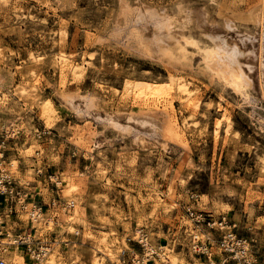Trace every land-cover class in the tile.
Wrapping results in <instances>:
<instances>
[{"label":"rangeland","instance_id":"obj_1","mask_svg":"<svg viewBox=\"0 0 264 264\" xmlns=\"http://www.w3.org/2000/svg\"><path fill=\"white\" fill-rule=\"evenodd\" d=\"M214 44L251 102L208 66ZM0 182L6 240L31 234L42 264H212L230 233L264 264V0H0Z\"/></svg>","mask_w":264,"mask_h":264},{"label":"bare ground","instance_id":"obj_2","mask_svg":"<svg viewBox=\"0 0 264 264\" xmlns=\"http://www.w3.org/2000/svg\"><path fill=\"white\" fill-rule=\"evenodd\" d=\"M127 18V17H126ZM165 25V24H164ZM167 26H168V23H167ZM170 27V26H169ZM161 28V27H160ZM163 28V27H162ZM166 32V31H165ZM133 37L134 38H138L139 42L147 47V48H150L151 47V43L148 41V40H145L142 36H140L139 34L137 33H132ZM162 35V34H161ZM159 36V35H158ZM184 37V36H183ZM158 39L156 40L158 43L160 42L161 43V36L160 38L157 37ZM192 38V37H191ZM193 40V39H192ZM186 41H189L191 43H195L194 41H191L189 38H186ZM162 43H163V40H162ZM161 43V44H162ZM157 44V43H156ZM165 44V43H163ZM182 45V44H181ZM211 45V44H210ZM163 46V45H162ZM176 48V47H175ZM152 49V48H151ZM160 49H163L160 48L159 46V50ZM183 49V48H182ZM149 50V49H148ZM167 50H170V49H167ZM189 50V49H188ZM194 50V49H193ZM150 51V50H149ZM171 51V50H170ZM180 52V50H179ZM183 56L186 57V49H183ZM204 59L205 61L207 62L208 66L214 70L217 75H219L224 81L226 84H228L234 91H236L237 93H239L241 95V97L244 99V100H250L251 102V94H250V91H249V85L250 83L247 81V79L245 78V75L243 74V72L239 69V67H237L235 65V62H233L231 56L227 53V54H224L222 52V50L220 51V49L214 45L212 46H205L204 47ZM168 54V53H167ZM183 59V58H182ZM66 61V59H65ZM70 64V63H69ZM64 66V69L66 67H69V65H66L65 63L63 64ZM70 69V68H69ZM70 71V70H69ZM71 71L74 73V74H78V73H82V65L80 64H74V65H71ZM75 76V75H74ZM80 76V75H79ZM218 77V78H220ZM175 80V79H174ZM173 80V81H174ZM144 86H146V89L147 90H150L151 93H153V91H156V93H160V90H158V87L157 86H160V84H154V83H149V82H144ZM141 86L143 85V83H139L138 85ZM131 85V84H130ZM138 85L136 84L135 88L138 87ZM162 85V84H161ZM165 85V84H163ZM172 85V84H171ZM176 88L178 90V92L180 93L181 95V98L183 99H187V101L189 99H191L193 97V95L195 94L196 92V86H193L191 84V82L189 80H187L186 78H177L176 79ZM134 86V85H133ZM131 86V87H133ZM173 86V85H172ZM157 87V90H154L155 88ZM134 88V89H135ZM140 88V87H139ZM145 89V87H144ZM147 92V91H146ZM136 93V92H135ZM138 93H141V91H139ZM155 93V92H154ZM141 94H144V92H142ZM138 95V94H137ZM150 95V94H149ZM148 95V96H149ZM179 95V96H180ZM163 96V95H162ZM158 98V97H157ZM198 98V97H197ZM196 98V99H197ZM195 99V98H194ZM147 100V99H146ZM161 100V99H160ZM159 101V100H158ZM253 101V100H252ZM195 102V101H194ZM193 102V103H194ZM247 102V101H246ZM190 104V103H188ZM187 104V106H188ZM198 103H195V108H196V105ZM47 105V109L49 112L53 111V109L51 108V105ZM152 108V107H151ZM198 108V107H197ZM46 112V111H45ZM175 121V120H174ZM28 203V202H27ZM30 204V203H28ZM34 205V204H33ZM32 215L36 217L40 216V217H43V213H42V207H38V206H35V210L32 211ZM141 229V228H140ZM231 234V233H230ZM10 236V234H9ZM197 236V235H196ZM15 237V236H14ZM14 237H12V239H14ZM142 242L145 243V245L149 246V250H152L154 249V247L148 242V239L145 237V236H142ZM249 247H252L251 244L248 245ZM43 248V247H42ZM252 249V248H251ZM253 250V249H252ZM43 252H41L40 254H37V253H34V256L39 260L38 261V264H42V261H45V259H47V257L49 256L50 254V250L45 249L43 248L42 249ZM165 254H162V256H164ZM147 256V255H146ZM167 257L168 256H164V258H166L167 260ZM147 257L144 258V262L145 264H147L146 262V259ZM169 258V257H168ZM174 261V260H173ZM22 262V261H21ZM50 263H54L53 259L52 260H49ZM19 264H30V263H26L23 261V263H19ZM94 264H100V261L96 260ZM212 264H223L222 262H219V261H215L213 260V263Z\"/></svg>","mask_w":264,"mask_h":264},{"label":"built area","instance_id":"obj_3","mask_svg":"<svg viewBox=\"0 0 264 264\" xmlns=\"http://www.w3.org/2000/svg\"><path fill=\"white\" fill-rule=\"evenodd\" d=\"M1 183L2 182H0V188H1ZM231 236L233 235L232 234L227 235V239H222L220 242L221 247L224 250V257H222V260H220L219 262H222L223 264H261L259 259L250 252L247 239H241V238L236 239L235 237H231ZM8 237H10L8 230L5 228L3 222H0V264H10L3 254L6 250V247L4 246L8 244H15L19 247L21 246L24 248V251H27L28 253L31 254L34 253L40 254L41 252H43L42 251L43 248L47 249V247H44L40 241L34 239V237H32L31 234L29 233L18 234L14 239L6 240ZM200 248L201 249H196V250H202L205 248V246L201 245ZM145 250L146 249L144 248L142 255H140L142 259L141 262L143 264H144L143 257L147 254V250L146 251ZM124 253H126V251H124ZM136 254L137 253L134 251L128 253L129 262L130 261L132 263L136 262L137 260ZM35 259L39 261L36 257Z\"/></svg>","mask_w":264,"mask_h":264}]
</instances>
